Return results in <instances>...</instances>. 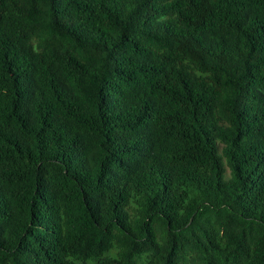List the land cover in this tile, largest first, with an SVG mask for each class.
Segmentation results:
<instances>
[{
    "label": "trees",
    "instance_id": "trees-1",
    "mask_svg": "<svg viewBox=\"0 0 264 264\" xmlns=\"http://www.w3.org/2000/svg\"><path fill=\"white\" fill-rule=\"evenodd\" d=\"M0 264H264V0H0Z\"/></svg>",
    "mask_w": 264,
    "mask_h": 264
}]
</instances>
